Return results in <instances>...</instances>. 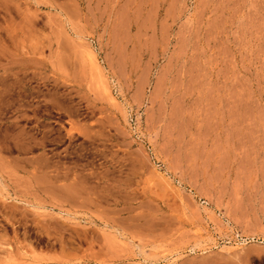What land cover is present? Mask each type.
<instances>
[{
	"label": "rangeland",
	"instance_id": "rangeland-1",
	"mask_svg": "<svg viewBox=\"0 0 264 264\" xmlns=\"http://www.w3.org/2000/svg\"><path fill=\"white\" fill-rule=\"evenodd\" d=\"M0 264H264V0H0Z\"/></svg>",
	"mask_w": 264,
	"mask_h": 264
}]
</instances>
